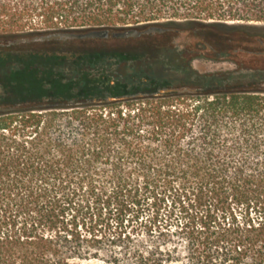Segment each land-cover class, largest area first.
I'll use <instances>...</instances> for the list:
<instances>
[{"label":"trees","instance_id":"16d2710c","mask_svg":"<svg viewBox=\"0 0 264 264\" xmlns=\"http://www.w3.org/2000/svg\"><path fill=\"white\" fill-rule=\"evenodd\" d=\"M188 24L252 36L264 0H0L8 35ZM182 81L0 111V264H264V69Z\"/></svg>","mask_w":264,"mask_h":264},{"label":"rangeland","instance_id":"374dc122","mask_svg":"<svg viewBox=\"0 0 264 264\" xmlns=\"http://www.w3.org/2000/svg\"><path fill=\"white\" fill-rule=\"evenodd\" d=\"M162 27V33L139 37L50 42L33 38L51 33L0 31V46L5 45L0 49V111L50 102L84 105L92 99L153 96L164 89L186 92L190 88L182 80L191 73L211 76L240 68L264 69V30L243 36L226 28ZM153 69L159 80L148 72ZM162 70L175 75L173 81H160Z\"/></svg>","mask_w":264,"mask_h":264},{"label":"water","instance_id":"95a60500","mask_svg":"<svg viewBox=\"0 0 264 264\" xmlns=\"http://www.w3.org/2000/svg\"><path fill=\"white\" fill-rule=\"evenodd\" d=\"M165 29L160 25H148L140 28H126L122 30H110V29H93L88 30L85 32H63V33H55L48 36H41L38 38L33 39H39L44 42H50V41H65V40H85V39H124L129 37H139L141 35H146L150 33H162ZM190 90H187L186 92L181 90H175V89H164L160 90L156 94H154L152 97L155 98H165V97H171L175 95H180L183 93H189ZM142 98V96L139 97H120V98H113L109 97L106 99H92L90 102H86L84 105H91V106H100V105H106L110 103H117L122 102L126 100L131 99H137ZM82 105V104H81ZM80 106L79 104H71L68 107H76ZM49 106H47V109Z\"/></svg>","mask_w":264,"mask_h":264},{"label":"flooded vegetation","instance_id":"af4514ba","mask_svg":"<svg viewBox=\"0 0 264 264\" xmlns=\"http://www.w3.org/2000/svg\"><path fill=\"white\" fill-rule=\"evenodd\" d=\"M150 34H154V33H150ZM146 35H149V34H146ZM5 45H1L0 46V49L2 48V47H4ZM170 72H166V70H162V74L164 75V78H165V80H167V82H171V81H173V77L172 76H175V75H170L169 74Z\"/></svg>","mask_w":264,"mask_h":264}]
</instances>
